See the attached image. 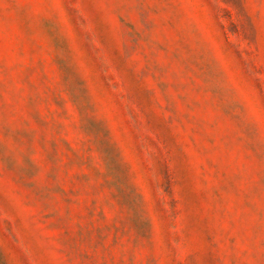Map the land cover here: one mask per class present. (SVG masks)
Wrapping results in <instances>:
<instances>
[{
  "label": "rangeland",
  "instance_id": "374dc122",
  "mask_svg": "<svg viewBox=\"0 0 264 264\" xmlns=\"http://www.w3.org/2000/svg\"><path fill=\"white\" fill-rule=\"evenodd\" d=\"M0 264H264V0H0Z\"/></svg>",
  "mask_w": 264,
  "mask_h": 264
}]
</instances>
